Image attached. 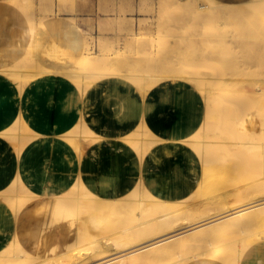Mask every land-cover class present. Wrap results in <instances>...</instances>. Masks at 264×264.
<instances>
[{"label":"bare ground","instance_id":"1","mask_svg":"<svg viewBox=\"0 0 264 264\" xmlns=\"http://www.w3.org/2000/svg\"><path fill=\"white\" fill-rule=\"evenodd\" d=\"M47 2L53 5V0ZM150 4L147 12L154 19L139 22L138 27L153 31V35L128 33L131 37L125 47L133 48L132 54L118 55L120 48L113 44L95 56L90 52L93 39L75 35L57 41L59 46L65 41L62 50L69 54L57 55L58 50L52 48L43 53L42 59H55L58 65L54 70L31 68L42 60L34 58L33 41L36 44L43 36V24L53 8L41 16L31 14L26 26L12 31L17 46L0 47V58L10 54L0 72L20 89L43 73H57L67 82L64 93L74 90L80 94L74 115L81 120L98 117L103 107L87 106L85 100L91 92H103L110 80L134 89L142 100L165 80L184 85L194 82L195 86L201 81L203 88L197 90L205 102V116L187 141L202 166L196 190L186 199H160L144 186L140 171L134 189L111 199L95 195L79 179L58 196H41L15 182L0 194L15 218L28 205H37L51 225L49 233L55 236L60 232L63 238L58 245L31 241L30 249L14 234L0 251V264H241L250 246L264 244V140L257 141L264 137V78L249 80L251 102L246 101L241 82L243 68L237 77L217 78L218 71L237 63L244 39L251 46L252 62H264V0H160L158 4L151 0ZM150 22L153 25L148 27ZM70 25L65 20L59 28L65 34ZM243 31L247 35L242 38ZM206 34H224L236 41L238 54L231 57L222 45H207L199 38ZM190 44L194 49L188 53ZM61 102L65 105V97ZM250 106L253 114L248 117ZM89 127L78 124L59 137L80 149L96 137L93 129L85 132ZM2 134L21 148L40 131L18 121ZM126 140L136 148L140 164L156 138L141 125ZM190 199L206 202L193 209Z\"/></svg>","mask_w":264,"mask_h":264},{"label":"crops","instance_id":"2","mask_svg":"<svg viewBox=\"0 0 264 264\" xmlns=\"http://www.w3.org/2000/svg\"><path fill=\"white\" fill-rule=\"evenodd\" d=\"M66 19L72 20L68 15H57L54 23L59 26ZM19 24L25 25L21 11L11 0H0V47L11 43L9 39L15 37L12 29ZM77 28L83 34L78 25ZM42 32L37 43L33 41L37 60L47 51L42 48L54 40L50 21ZM64 46L63 40L60 50ZM48 63L57 65L55 60ZM110 81L103 92H91L86 97L87 106L103 107L98 117L81 120L74 115L79 109L80 94L74 90L64 93L67 82L57 73H43L20 89L0 72V194L18 182L35 194L58 196L79 179L99 197L118 198L136 187L137 171L144 186L160 199L178 201L193 194L202 166L187 141L204 120L205 102L201 93L191 85L165 80L152 87L142 100L121 81ZM64 97L65 105L61 102ZM18 121L40 131L21 148L2 134ZM82 123L92 127L96 136L93 140L76 149L60 139L59 133ZM141 125L156 140L139 164L136 148L126 137ZM51 136L56 138L50 139ZM46 217L37 205H28L15 218L0 195V251L9 245L14 234H19L22 244L30 249L31 241L58 245L63 236L60 232L55 236L49 233L51 225ZM241 264H264V244L250 246Z\"/></svg>","mask_w":264,"mask_h":264},{"label":"rangeland","instance_id":"3","mask_svg":"<svg viewBox=\"0 0 264 264\" xmlns=\"http://www.w3.org/2000/svg\"><path fill=\"white\" fill-rule=\"evenodd\" d=\"M48 0H11V4H13L14 7H17L21 13L24 15L25 20L31 15L36 14L37 16H41L45 13V10H52L47 13L48 21L51 23V35L53 36L54 40L52 43H49L45 45V48H52L58 50L57 55L64 56L66 54H69L68 52L64 50H60V46L57 45V41L59 39H64L66 37L73 38L75 35L77 36H88L91 39H93V46L90 50L93 55H98L101 50L105 47H110L113 44H117L116 47L120 48L118 51V55L121 56H127L129 54L133 53V48L129 49L126 48L125 45L129 43L128 38H130L131 33L137 37H149L150 35H153V31H142L138 27L139 22H145L146 20H152L154 19V16L151 13H148V8H150L152 5L150 4L151 0H53V5L50 6V4L47 2ZM157 1V4L160 0H154ZM73 2V3H72ZM75 2V3H74ZM75 5V6H74ZM75 9V11H74ZM74 11V12H72ZM57 15H68L71 17L72 20L70 21L73 26L71 25L68 28L67 32L65 34L62 33L59 26L63 24V22L58 26V24L54 23ZM77 24H76V23ZM43 24V27L44 25ZM27 22L25 21L24 24H19L21 28L23 26H26ZM77 25L81 28V31L83 34L78 30ZM153 25L152 22L148 25ZM17 25H15V28H18ZM155 27H150L149 30H154ZM12 29V31H13ZM34 29L36 30V27L34 26ZM57 29V30H56ZM58 31V33H57ZM233 33V32H232ZM65 35V36H64ZM247 31L240 32V37H246ZM203 41L207 42V45H214V44H220L223 46L224 52L227 54H230L236 56V53L238 45H236V41L229 40L224 34L221 35H214V34H206L199 37ZM11 43H7L6 45L11 49L12 47L17 46L16 39L13 38L9 39ZM54 41H56L54 43ZM37 43V42H36ZM250 44L247 43L244 39V43L242 46L238 49L239 57L236 60L237 63L233 64L234 66H226L220 71H218V77H223L226 79L237 77L238 76V70L239 68H243L245 74L242 79V85L244 89L246 90V101L251 102V98L253 97V91L250 88L249 80L251 78H264V62L261 61L258 64L256 62H252L253 55L249 52ZM83 48L80 47L79 50H82ZM194 49L193 45H187L186 50H189L188 53L192 52ZM84 50V49H83ZM242 54V56H241ZM9 55H4L2 58H0V67L3 65H6L5 62L8 61ZM14 57V55H12ZM51 60H55L54 58H46L38 61L37 63H33L31 65V68L37 69H45V70H54L57 68L56 66H52L50 63H48ZM235 62L234 60L230 62L232 64ZM195 70L194 68H192ZM201 81H198L196 83L190 84L191 86L195 87L196 89L199 87L200 91L203 88V85H200ZM252 104V103H251ZM255 109L257 106H254ZM246 116H251L253 114V107H247L246 110ZM247 118V117H246ZM92 131V128L89 127L85 129L86 133H90ZM264 137H257V141H263ZM250 150V149H249ZM230 185V186H229ZM228 188H232V185L229 183ZM214 200V199H211ZM201 199L194 200L190 199L189 203L192 206L193 209H199L200 205H203L205 201H202ZM204 202V203H203ZM194 204V205H193ZM197 204V205H196Z\"/></svg>","mask_w":264,"mask_h":264}]
</instances>
